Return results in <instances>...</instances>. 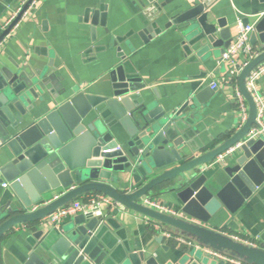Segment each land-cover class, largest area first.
Instances as JSON below:
<instances>
[{"label": "water", "instance_id": "obj_1", "mask_svg": "<svg viewBox=\"0 0 264 264\" xmlns=\"http://www.w3.org/2000/svg\"><path fill=\"white\" fill-rule=\"evenodd\" d=\"M31 1L0 35V41L21 19ZM172 1L165 0L159 6L152 4L145 10L146 16L150 20L158 18ZM256 1L264 4V0ZM104 9L101 7L93 12L90 20L93 29L98 24L105 25ZM88 15L90 13L87 12L86 19ZM172 26H176L185 42L199 49L212 50L215 56L221 57L232 42L231 29L226 21H211L209 6L202 1L172 14L166 27ZM148 31L149 28L141 32L145 42L151 37L145 35ZM258 41L261 45L259 55L239 75L240 91L249 105L248 120L234 136L199 155L196 153L201 147L194 142L198 126L193 122L200 117L201 105L216 89L210 87L195 92L192 88L189 97L180 105L169 101L161 105L158 99L146 102L140 92L146 84L130 68L129 62L123 61L109 72V83L102 94L77 92L55 110L37 117L35 101L44 99L45 87L52 76L28 68L3 71L0 75V183H9L12 198L7 213L11 215L0 224V244L4 234L14 225L38 221L83 194L100 192L122 206L200 239L199 242L206 247L221 252L226 249L232 257L247 264H264L263 245L249 246L141 202L171 178L193 169L202 172L206 163L243 141L237 150L244 155L237 165L227 169L231 181L221 190L219 197L205 186L203 173L199 176L197 173L182 183L178 196L184 203L196 202L212 214L223 204L234 210L230 199L242 204L252 195H259L264 187V137L247 139L251 129L258 125L259 108L246 81L250 72L264 62V13L256 20L251 33V42ZM153 92L160 98L156 89ZM126 171L133 174L143 172L145 177L152 178L141 187L125 192L113 184L118 183L119 174ZM57 190L61 195L43 205L46 195ZM35 205L41 206L34 212H28ZM73 222L60 231L53 244L54 235L50 232L44 235L38 245L43 248L42 254L33 251L26 264L144 262L142 251L135 252L129 248L121 255L114 248L108 230L114 222L111 217L79 214ZM42 234L38 231L35 237ZM163 239L161 235L159 240ZM189 260L187 258L186 262ZM217 261L218 258L207 255L202 261H190L189 264H217ZM147 264L154 262L151 260ZM219 264L226 262L219 260Z\"/></svg>", "mask_w": 264, "mask_h": 264}, {"label": "crops", "instance_id": "obj_2", "mask_svg": "<svg viewBox=\"0 0 264 264\" xmlns=\"http://www.w3.org/2000/svg\"><path fill=\"white\" fill-rule=\"evenodd\" d=\"M153 1L38 0L37 7L3 41L0 47V75L5 70L28 68L52 76L45 87L44 99L35 101L37 117L55 110L77 92L102 94L109 83V72L123 61L129 62L130 68L146 84L140 91L146 102L158 99L161 105L166 101L180 105L189 97L192 88H195V92L205 91L210 88L212 81H216L219 87L201 105L200 117L193 122V125L198 126L194 142L201 147L196 154L212 150L240 130L241 112L236 103L240 90L239 77L227 81L226 74L231 64L220 63L221 57L213 55L212 50L191 46L185 42L176 26L166 27V24L172 14L202 1L209 6L211 21H226L233 39L238 31V21L241 19L245 24H255L264 13V4L256 0H174L163 8V15L150 20L145 10L152 4L159 6L165 2ZM21 2L0 0V22L14 12ZM101 7H105V25L98 24L93 29L91 17ZM87 12L90 15L86 19ZM147 28L149 31L145 35L151 37L145 42L141 32ZM249 42L261 51L260 42L252 43L251 35ZM234 61L238 64L243 59L234 58ZM154 89L160 98L153 92ZM255 96L264 125V71L260 72L256 81ZM261 137L264 136L253 138L259 140ZM243 155L242 151L237 150L222 162H215L214 159L206 163L212 165L202 172L193 169L171 178L147 197L174 208L177 213L171 215L185 222L210 232L237 235L264 246V187L259 195H252L242 204L230 199V206L234 210L223 204L212 214H208L196 202L184 203L178 196L182 183L194 178L197 173L198 176L203 173L206 176L205 186L219 197L221 190L231 181L227 169L237 165ZM119 178L120 181L113 186L130 192L152 177H145L143 172L133 174L126 171L120 173ZM5 183L9 186L8 182ZM8 186L4 187L0 183V218L10 210L12 197ZM59 194L61 192L58 190L51 192L45 199L52 200ZM92 194L86 193L77 198ZM104 212L105 217H111L114 221L108 228L114 248L121 255L129 248L144 252L142 264L151 260L154 264H189L190 261H202L210 255L208 250L216 251L182 230L164 225L125 206L105 207ZM74 217L65 219L60 226L50 224L45 217L14 225L2 238L1 264H26L33 251L41 255L43 248L38 245L44 235L52 233L53 244L60 231L74 223ZM38 231L43 234L36 238ZM161 235L164 236L162 241L159 240ZM217 252L232 257L226 249ZM187 258H190L188 262Z\"/></svg>", "mask_w": 264, "mask_h": 264}, {"label": "built area", "instance_id": "obj_3", "mask_svg": "<svg viewBox=\"0 0 264 264\" xmlns=\"http://www.w3.org/2000/svg\"><path fill=\"white\" fill-rule=\"evenodd\" d=\"M28 1L29 0H22V2L19 4V6L16 8L14 12L9 13L8 16L3 18V20L0 22V35L13 24V22L16 20L18 15L23 10L24 6L28 3ZM37 5H38V0H32L28 8L26 9V11L23 13L21 19L17 21V23L12 27L10 32L13 31L15 28H17L21 20H23L27 15H29L30 11L34 10L37 7ZM237 29L238 31H237L236 36L232 39L230 46L226 49V51L222 54L220 58V63L231 64L226 74L227 81H233L234 78H238L242 69L245 66H247L249 62L252 59H254L256 56H258L260 53V51L255 49L249 42L250 35L254 30V24H245L240 19L237 23ZM10 32L0 41V47L3 41L5 40V38L10 34ZM239 57H242L243 61L241 63L236 64L234 61V58H239ZM261 71H264V63L263 65H258L256 68H254L250 72L247 78V81H246L247 88L253 94L255 98H256L255 96L256 81H258ZM210 87L212 89H217L219 86L216 81H212L210 84ZM236 103H237L238 110L241 112V116H240V128H241L249 118V105L247 104V101L240 90H238V94L236 97ZM261 115H262L261 112H259L258 125L254 126L251 129L248 135L249 138H253L257 135L264 136V125L261 123ZM241 145H242V142H239L235 146L227 150L226 152L220 154L219 156L216 157L215 162L224 161L226 156L235 153L237 149L240 148ZM211 165L212 163L209 165L207 164L204 165L202 170H205ZM3 186L7 187L8 184L3 183ZM57 196H55L54 198H56ZM50 201L51 200L45 201L43 205L49 203ZM141 202L150 208H153L155 210H158L166 214L171 215V214L177 213V211L174 208L166 206L151 197H145ZM40 206L41 205H35L31 207L30 209H28V212H34ZM116 206H122V205L116 202L110 196L99 192V193H94L92 195H88L81 199L75 198L74 200L58 207L57 209L49 213L45 217V220L54 226H60L64 222L65 219L69 217H74L79 214H84L89 217L95 216V217L104 218L106 216V213L104 212L105 207L112 208ZM222 234L227 235L236 241L243 242L249 246H253V247L259 246L257 242L241 238L240 236H237V235H229L224 232ZM168 235L170 236V234ZM208 252L214 258L224 260L225 262L230 263V264H247V263L242 262L241 260L230 257L228 255H224L214 250H208Z\"/></svg>", "mask_w": 264, "mask_h": 264}, {"label": "trees", "instance_id": "obj_4", "mask_svg": "<svg viewBox=\"0 0 264 264\" xmlns=\"http://www.w3.org/2000/svg\"><path fill=\"white\" fill-rule=\"evenodd\" d=\"M93 193H99V192H93ZM11 214H6L3 218L0 219V224L5 220L7 219Z\"/></svg>", "mask_w": 264, "mask_h": 264}]
</instances>
